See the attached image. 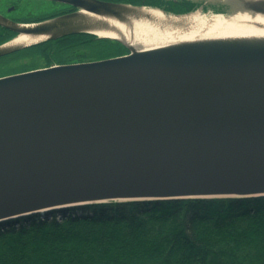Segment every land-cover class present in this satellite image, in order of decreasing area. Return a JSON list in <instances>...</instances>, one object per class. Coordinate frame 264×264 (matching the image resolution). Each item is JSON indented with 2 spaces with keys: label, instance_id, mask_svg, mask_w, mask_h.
Returning <instances> with one entry per match:
<instances>
[{
  "label": "water",
  "instance_id": "obj_1",
  "mask_svg": "<svg viewBox=\"0 0 264 264\" xmlns=\"http://www.w3.org/2000/svg\"><path fill=\"white\" fill-rule=\"evenodd\" d=\"M59 1L77 10L11 27L99 36L117 33L115 22L154 23L151 9L169 18L264 14V0H189L196 6L184 13ZM106 37L128 53L0 78V221L111 200L264 195V42L141 50Z\"/></svg>",
  "mask_w": 264,
  "mask_h": 264
},
{
  "label": "trees",
  "instance_id": "obj_2",
  "mask_svg": "<svg viewBox=\"0 0 264 264\" xmlns=\"http://www.w3.org/2000/svg\"><path fill=\"white\" fill-rule=\"evenodd\" d=\"M119 1L172 12L196 6ZM63 39L31 51L52 62L81 41L90 45L91 58L127 50L119 40L91 33ZM0 264H264V195L111 200L7 219L0 221Z\"/></svg>",
  "mask_w": 264,
  "mask_h": 264
},
{
  "label": "bare ground",
  "instance_id": "obj_3",
  "mask_svg": "<svg viewBox=\"0 0 264 264\" xmlns=\"http://www.w3.org/2000/svg\"><path fill=\"white\" fill-rule=\"evenodd\" d=\"M154 23L138 21L133 26L115 22L118 32L99 31L103 36L120 37L137 49L147 50L188 42L240 40L264 42V14L235 13L230 16L198 12L181 17H165L156 9L149 10ZM162 22L161 29L158 23ZM42 37L20 34L11 43H31Z\"/></svg>",
  "mask_w": 264,
  "mask_h": 264
},
{
  "label": "flooded vegetation",
  "instance_id": "obj_4",
  "mask_svg": "<svg viewBox=\"0 0 264 264\" xmlns=\"http://www.w3.org/2000/svg\"><path fill=\"white\" fill-rule=\"evenodd\" d=\"M160 1L163 2V0ZM74 10H77L75 6L59 0H0V49L8 48V46L10 45H16V43H11V41L20 34L31 35L28 33L20 32L19 30L12 28L11 25L15 24L18 28L29 27L38 24L42 21L54 18L56 16L70 13ZM81 33L91 32H78L72 34L76 35ZM72 34L62 35L57 38H46L43 36L31 35L32 37L42 38L31 43H24L27 45L19 49L0 54V61H5L2 65L0 78L16 74H22L33 70L45 69L52 66L77 64L107 59V57H89L91 47L89 44L83 43V41L80 42L81 44L78 43L75 45V47H71L69 50H67V57L60 61L45 62L44 59L40 58L38 54H35L31 51L35 50L32 45L39 44L42 42L44 43L45 41H50V43L55 44L59 40L63 41V38L65 36H69ZM91 34H94L97 37L109 38L101 35L98 36L95 33ZM126 53L127 50L117 56ZM114 57H116V55ZM20 60L25 61L15 65L13 64L14 62H20Z\"/></svg>",
  "mask_w": 264,
  "mask_h": 264
},
{
  "label": "rangeland",
  "instance_id": "obj_5",
  "mask_svg": "<svg viewBox=\"0 0 264 264\" xmlns=\"http://www.w3.org/2000/svg\"><path fill=\"white\" fill-rule=\"evenodd\" d=\"M12 12V11H11ZM117 56V55H116ZM111 57H114V56H111ZM108 58V57H107ZM25 60H20V62H14L13 64L15 65V64H19V63H22V62H24ZM5 61L4 60H1L0 61V72H1V69H2V65H3V63H4Z\"/></svg>",
  "mask_w": 264,
  "mask_h": 264
}]
</instances>
